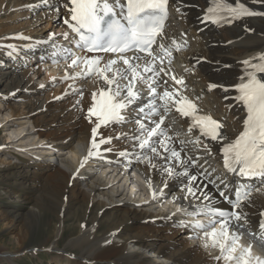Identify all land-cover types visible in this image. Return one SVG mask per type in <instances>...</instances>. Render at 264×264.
Instances as JSON below:
<instances>
[{"label":"bare ground","instance_id":"6f19581e","mask_svg":"<svg viewBox=\"0 0 264 264\" xmlns=\"http://www.w3.org/2000/svg\"><path fill=\"white\" fill-rule=\"evenodd\" d=\"M213 1L215 0H171L168 25L153 49L157 53L159 52V45H163L166 49L162 61L158 62L156 67L165 69L167 76L164 77L162 75V79L167 80V84L162 87L158 86L157 91L162 93L165 89L169 91L176 90L181 97L186 98L195 107V112H190L188 117L182 116L174 109L167 113L162 108L160 109L161 114L164 115V125L162 127L166 136L171 137L168 144L181 152V159L196 158L192 161L195 166L186 165L185 167L189 175L198 177L197 183L201 187L207 185L204 191L212 198L211 203L208 201L201 203L192 198L185 199V192L180 189L185 186L187 178L176 175L168 176L161 171L162 168L167 166L172 168L174 173L183 172L185 170L184 167H180L172 161H165L153 156L151 153L147 154L148 160L144 163L137 159V157L142 158L145 153L141 152L132 140V137L138 134L137 125L132 122V118L135 116L133 109L143 101H137L136 104L123 112V115L128 118L127 123L109 124L97 128L95 117L91 118V123L86 118L88 109L92 107V94L98 93L100 88L107 89V85L95 86L96 83L92 79H72V77L81 72L83 66L72 68L70 73L67 69L70 61L61 62L65 61V59H61L62 56H67L70 51L75 53L78 51V48L75 47L76 42L73 32L65 23L66 20H70L71 15L68 11L70 7L69 0L7 1V3L11 4H9L11 7L18 6L17 9L19 10H24L27 7L41 9L49 6V11L41 14L44 15L46 13L45 16H36L37 20H34L32 24L27 23L25 31L22 30L19 34L15 33L16 35L12 39H16V42L11 43L12 46L8 47L9 52L14 53L17 51L15 48L20 49L22 52L31 51V47H33L31 49L40 48L38 51L40 55H38L37 51H33L36 60L41 58L48 64L53 59H58L57 61L60 62L58 64L62 66L52 65L43 73H41L43 68L38 66L41 72H38L39 70L36 72L34 68H31V72L37 76L49 73L47 74L49 76L44 80H49L50 85H52L51 80L57 78L55 77L56 71L62 68V75L59 76L56 83L59 85L58 87L68 91L86 89L83 103L76 110V120L72 121L71 124H64L65 129L73 125L71 132H62L59 126L55 127L53 125V123H58L60 120H66L67 118L52 119L51 124L46 125V128L43 126L46 120L45 117L54 118L56 113L50 115V112L45 110L47 114L44 115V111H39L44 109V104L43 108L39 105L40 100L30 103L29 107L24 105L25 109L19 112H16L13 107L20 108L23 107V104L6 107V110H11L8 113L12 119L16 120L13 124L23 122L25 119L31 120L38 113L39 118L35 119L33 123L34 135L37 136L38 140L31 145L38 143L39 147L46 148L52 152L46 158H35L36 162L33 164L36 172L45 176V183L38 198H36L39 203L31 205L24 217L14 211L7 212L11 214L13 223L17 222L27 228L22 238L20 233H14L17 243L20 240L19 247L25 246L24 242L28 236V231L39 220L38 215H40L42 207L49 208L54 215L56 211L52 209L51 205L53 200H55V206L58 211L55 226H58L61 221V214L67 209V200H75L85 205L83 207L87 213V206L90 208V214L96 211L99 214L98 216H101L100 219H112L118 223L130 221L132 230L129 233L123 229L119 230L117 226L115 229L100 231L99 222L91 226L87 224L79 225L65 250L59 253L61 261H67L68 257L72 256V254L67 252V248L79 247L82 253L88 255V260L80 254L79 258L82 261L78 264H102L105 262L109 264H225L223 260L216 259L221 254L218 247L214 248L211 246V239L207 236L208 241L202 240L200 238L202 237L201 234L192 231L190 224L179 220L173 212H175L176 208L189 211L191 215L197 214L196 209L231 211V205L226 203L224 199H220L217 196V192L223 190L230 200H235L233 192L237 189L242 192L250 191L251 193L240 209L247 216V223L244 228L240 229L243 233L241 238L252 246H256L261 242L259 225L262 221L260 215L264 212V178L253 181H242L236 178L225 167L220 151L234 140L244 126L246 113L242 104L236 99V89L244 80L243 76L247 72L246 68L249 64H245V61H249L250 64L262 63L258 57L264 54V15L244 16L228 24L215 26L204 21L205 11L211 6ZM224 1L234 2L238 5L243 4L249 10L264 13V0H257L255 3L253 0ZM3 3H5V0H2V5ZM178 8L179 11L177 10ZM32 15L34 14H28V16ZM40 22H42L41 24L44 23V25L35 29V26L38 25L37 23ZM48 27L53 28L54 31L58 29L56 34L59 33V35L49 36L50 32L48 36H45L44 30ZM33 29L35 31H32ZM61 29L63 34L60 31ZM41 35L47 37L45 39L49 41L48 44L46 43L47 46L39 44L43 40ZM9 36L10 34L4 37L9 38ZM65 36H67V39H65ZM19 37L25 39L21 41L23 38ZM57 39L59 40L56 41ZM21 44L23 46H20ZM54 45L62 46L69 51L64 50L61 53L60 50L54 49L60 54L54 58V51H51ZM0 48H2L1 45ZM4 49L6 50L7 48ZM183 49L184 52H182ZM9 52L4 53L3 49H0V66L9 57L7 55ZM167 52H170L171 55H168ZM19 53L17 52L15 55ZM103 58L101 66L108 59H112L108 56H103ZM205 58L208 64L201 65L200 61ZM192 60L194 61L191 62ZM193 63L197 66L199 74L192 79L189 78L190 81H187V70ZM64 64L65 66H63ZM115 67L120 68L123 65L118 64ZM2 72H0V86L11 75L10 71L5 70V73ZM66 75H68V79H65ZM173 76L177 80H184L185 83L183 85L175 83L171 79ZM13 77L14 79L10 78V83L16 84V88H19V85H32L31 80L26 79V73H23L20 77L16 75H13ZM109 77H111V74H109ZM262 82H264V78ZM125 83L127 82L120 80L121 85ZM211 87H214L212 92H210ZM6 92L8 93L2 94L3 97H15L10 89H7ZM144 95L146 97V93ZM53 96H49L47 100L53 101ZM77 97H79V93ZM69 99L68 97L65 101L69 102ZM198 114L211 116L217 120L222 126L221 132L225 139L213 141L198 134L191 125L192 116ZM42 115L44 116L42 117ZM60 117H62V113ZM151 126L149 125V127ZM21 128L17 130L15 142L12 140L9 143H18L25 138L26 133H23L24 129L23 127ZM94 128H97L95 140L99 144L98 148L91 147ZM107 139H110L111 143L100 144L101 140ZM5 143V140L0 139V147H6ZM107 149H110V151H106ZM121 153H127V155L122 156ZM149 161L156 167H150ZM82 162L83 167H81ZM0 165L1 182L19 175L21 183H18V185L24 186V180H27V177L24 176V171L20 173L21 168L12 165V163L0 162ZM125 165L136 168L143 175L147 182L144 189L137 190L133 186L134 189L130 190L128 187L126 192L129 195H127L123 189L120 190L109 179H106V176L102 175L104 173L100 175L94 174L97 169L107 167L110 168V171H116L114 180H117L118 177L116 176L123 174ZM99 171L101 169L97 171L98 174ZM120 180H123L126 184L130 181L127 178ZM208 181H213V183H208ZM36 186L29 183V189H35ZM139 192L147 195L146 200L148 201L149 198V202L152 203L149 204L146 200L136 199L131 196ZM161 192L163 193L162 195ZM153 194L156 195L155 199ZM10 195L11 193L0 189V196L12 199L13 202L16 201L17 197H10ZM161 200H164L163 203H170L173 207L172 210L168 208L165 211V209H162L163 207L157 210V208L152 207L153 204ZM200 215L199 217L206 220V216ZM204 225L208 224L204 223ZM210 229L205 228L202 232H209ZM196 230L198 229L196 228ZM59 233L61 232L58 230L56 235ZM57 243L58 240L53 242L49 249L56 246ZM206 244L208 247H205ZM244 248V246L240 247L236 255H239ZM41 249L24 248L16 254L1 252L0 259H13L22 253L24 254V251L34 254V251L38 253L39 250L42 251ZM232 264H235V262H232ZM252 264H256L255 259H253Z\"/></svg>","mask_w":264,"mask_h":264},{"label":"snow or ice","instance_id":"6c2138e0","mask_svg":"<svg viewBox=\"0 0 264 264\" xmlns=\"http://www.w3.org/2000/svg\"><path fill=\"white\" fill-rule=\"evenodd\" d=\"M69 4L71 5L68 8L71 13L70 20H66L65 23L78 37L75 47L82 52L105 53L114 57L104 62L103 66L101 63L104 58L100 55L73 58L75 54L69 52L67 56L61 57V59L70 61L69 68L83 66L81 72L72 79H88L95 76L98 82L103 81L107 85V89L100 88L98 93L92 94V107L88 109L86 118L91 123V118L95 117L97 128L109 124L127 123L128 118L123 115V112L137 101H143L133 109L135 116L132 118V122L138 128V134L133 136L132 140L141 152L145 153L142 158L137 157V159L144 163L148 160L147 154L151 153L153 156L184 167L183 172L174 173L173 169L167 166L161 171L168 176L176 175L187 178L185 186L180 189L185 192V199L192 198L201 203L204 201L211 203L212 198L204 191L207 185L201 187L197 183L198 177L189 175L185 167L186 165L195 166L192 161L196 158L181 159V152L169 146L168 141L171 137L166 136L162 127L164 115L160 112L161 108L165 113L174 109L184 117H188L190 112H195L194 105L181 97L178 91L167 89L162 93L157 91L158 86L162 87L167 84V80L162 79V74L166 75L165 69L156 67L157 63L162 61L166 49L163 45H159L158 53L153 49L157 37L162 36V23L167 15L168 0H111V2L110 0H69ZM217 8L230 13L233 19L264 15L262 12L249 10L243 4L237 7L218 3ZM177 10L179 11V8ZM211 11L215 13L216 9ZM211 22L218 23L215 19ZM167 54L171 55L170 52ZM54 55L59 56L60 54L54 53ZM258 59L262 63L252 67L256 73L264 74V54ZM118 64H122L123 67H115ZM245 64H250V62L245 61ZM68 78L66 75L65 79ZM171 79L180 85L185 83L184 80H177L174 76ZM120 80L127 83L121 85ZM236 90L239 92L236 99L245 106L247 117L243 133L223 148L224 164L230 172L243 178H264V82L257 79L255 74L249 73ZM192 119L194 121L192 127H199L201 133L211 140L225 139L220 134L222 126L219 122L207 116L193 115ZM149 125L152 126L149 127ZM97 128L92 131V148L99 147L95 140ZM104 143H111V140L100 141V144ZM121 155H127V153H121ZM149 164L150 167H156L150 161ZM81 167H83V162ZM208 183H213V181H208ZM250 195V191L242 192L237 189L233 192L235 200H230L228 195L220 190L219 196L231 205V211L196 209L197 214L209 215L214 219L209 225L197 223L194 227L204 230L213 228L216 223H219V231L212 230L205 232V235L211 239L212 247L219 248L221 255L216 259L223 260L225 264H232V262L252 264L253 259L256 264H264V260L259 257H252L250 246L236 255V242L243 235L240 229L244 228L247 223V216L240 209ZM153 198H156L155 194ZM259 227L260 238L264 240V220L261 221ZM229 229L232 230L231 235ZM205 247L208 245L206 244Z\"/></svg>","mask_w":264,"mask_h":264},{"label":"rangeland","instance_id":"374dc122","mask_svg":"<svg viewBox=\"0 0 264 264\" xmlns=\"http://www.w3.org/2000/svg\"><path fill=\"white\" fill-rule=\"evenodd\" d=\"M7 1L8 0H5V3H3L2 5V0H0L1 10H2V13L0 14V39H2V41H0L2 42L0 43V45L2 46V48L0 49H3L4 53L9 52L8 47L12 46L11 43L16 42V39H12V37L16 35L15 33L19 34L21 33L22 30L25 31V27L27 26V23L32 24L34 20H37L36 16H45L46 13L44 15H41V14L43 12L49 11L48 10L49 6L45 8H41V9H37V8L33 9L31 7H27L24 10H19L17 9L18 6L11 7L10 6L11 4L7 3ZM228 3L233 4V5H238L234 2H228ZM30 13L34 15L28 16V14ZM42 22L37 23L38 25L35 26V29L42 27L44 25V23L41 24ZM57 30L54 31L53 28L48 27L44 30L45 31L44 34L45 36H48L49 33L51 32L49 36H54V34L59 35V33L56 34ZM32 31H35V30L33 29ZM8 34H10L9 38L4 37L5 35H8ZM41 37L43 36L41 35ZM24 39L25 38H23L21 41H23ZM42 39H43L42 41H44L45 39H47V37H43ZM58 40L59 39H57L56 41ZM44 45L46 46L47 44H44ZM20 46H23V45L21 44ZM4 48H7V49L5 50ZM31 48L30 50L32 52L31 51L22 52L20 49L15 48L17 51H15L14 53H11L10 51L9 54H7L9 57H7V60L1 64L2 66H0V72L3 71L2 73H5V70H6V71H10L11 73V75H9V77L2 84V86H0V139L5 140L6 142L5 143L6 147H0V162L12 163V165H16L18 168H21L20 173L24 171L25 172L24 176L27 177V180H24L25 183L23 187L19 186L20 184L18 185V183H21V178L19 177V175L17 177H12L6 180L5 182H1L0 180V189H3L11 193L10 197H17L16 201L13 202L12 199L10 200L6 197L0 196V253L10 252V253L16 254L18 253L19 250H23L24 248L25 249H41L42 248L41 249L42 251L39 250L38 253L34 251V254L31 252L24 251V254L22 253L13 259H4V258L0 259V264H51V263L53 264H67V263L78 264V263H81L82 261V259L79 258L80 254L83 255L82 256L83 258L88 260V255L85 253H82L79 247H75L73 249H70V248L66 249L68 253L72 254V256L68 257L67 261L66 260L61 261L60 260L61 255H59V253H61L62 250H65V248L69 244V241L74 237L77 226L83 225V224H87L88 226H91L92 224L99 222V225L101 228L100 231H105L107 229H115L118 226L119 230L123 229L124 231L130 233L132 230L131 229L132 224L130 221H124L123 223H118L112 219L111 220H106V218L100 219L101 216H98L99 214L96 211L95 212L93 211L91 214L89 213V210H90L89 206H87L88 207V213H87L83 207L85 205H83L79 201H75V200L68 201L67 200V209L65 210V212L62 211L63 213L61 214V221L58 226H55L56 215L58 211L55 206V200H53V204L51 205V207L52 209L56 211V213L53 215L51 213V210H49V208L42 207V209H40L42 211H40L39 213L40 215H38L39 220L36 221L37 223L35 222L33 227L30 228L28 231V234H27L28 236L24 242L25 246H22V247L18 246L20 240L17 243L14 233L15 232L17 234L20 233L21 238H22V235L25 234L27 228L17 222L13 223V221L11 220L12 219L11 214H8L7 212L14 211L16 213L21 214V216L24 217L27 211L31 208L30 207L31 205H35L39 203V200L36 201V198H38L39 193L41 192L42 187L45 183V178H44L45 176L37 173L33 164L34 162H36L35 158L37 159H41L42 157L46 158L47 155L48 156L51 155L52 152L51 150H48L46 148L39 147L38 143L35 145H31L32 143L38 140L37 136L34 135L35 130H34V124H33L35 119L39 118L38 113L35 114L37 116H35L31 120L25 119L23 122H18V123L13 124V122H15L16 120L12 119L11 115L8 113V111L10 112L11 110L10 109L6 110V107H10L11 105L20 106L23 104V107H20V108L13 107L16 110V112H19L20 110L25 109L24 105H27L29 107L30 103H33L35 100H37V102L40 100L39 105L43 108V104H44V109L39 110V111L41 112L44 111L43 113L44 115L47 114V112L45 113V110L50 112V115H54L56 113V116L54 118L45 117L46 118L45 123L44 125L43 124L42 125L46 128L47 127L46 125L51 124L52 119L60 120L61 118L62 119L67 118L66 120H60L58 123H53V125H55V127L59 126L60 131L62 132H71L73 129V125L71 127H66L65 129L64 124H71L72 121L76 120L77 107L83 103L84 92H86V89H82L80 91H68V90H62L60 87H58L59 85L56 83L59 79V76L62 75V70H63L62 68H59L56 71L57 76L55 75V77L57 78H54L53 80L50 79L52 81V85H50L49 80L48 81L44 80L46 79L47 76H49L47 75L49 73L47 74L44 73L42 75L40 74V76H37L33 72H31L32 71L31 68H34L36 72L38 70H39L38 72H41V69H38L39 68L38 66H41V68H43L41 73H43V71L50 68L52 65L60 63V62L56 63L55 62L57 61L56 59L53 60L52 62L53 64L52 63L47 64L41 58H38V60H36V58H34L35 53L33 51H37L38 53L40 48H34V49H31ZM56 48L57 47H55V49ZM57 49L61 50L62 53L64 52V49H60V48H57ZM51 51H54V50H51ZM17 52H20V53L18 55H15V53ZM54 53H57V52L54 51ZM20 55H22V57H20ZM38 55L40 54L38 53ZM53 57H56V56L54 55ZM65 61H61V62H65ZM193 61L194 60H192L191 62ZM203 64H208L206 61V58L204 60H201V65ZM67 69L69 72V68ZM196 69L198 70V68L195 67V65L194 66L191 65L188 68L187 75H186L187 81H190V79H192L193 77L198 76L199 70L197 71ZM193 70H194V73H193ZM23 73H26V76H27L26 79L31 80L32 85H25V86L19 85V88H16V84L10 83V81L11 79H14L13 75L20 77L23 75ZM94 77L95 76L88 78V79H92L96 83L95 86H99V85L106 86L103 83V81L98 82V78L95 77L96 78L95 79ZM7 89H10L13 92V94L15 95L14 98L2 96V94H7L8 92H10V91L6 92ZM210 91H213L212 87L210 88ZM78 93H79V97L76 98ZM52 95H54L53 96L54 100L48 101L47 98H49V96H52ZM68 97L70 98L69 102H66L65 100ZM74 98L76 99L73 101ZM61 113H62V117H60ZM44 115H42V117ZM21 127H23L24 130L22 132L23 133L25 132L26 136H24L25 138L23 140H20L22 142L19 141L18 143L17 142L14 143L15 138L17 136L16 133L18 132L17 130L22 129ZM12 140L14 142L9 143ZM100 169L101 171H99V174H98L97 171ZM109 169L110 168H107V167H104V168L101 167L97 169V171H95L94 174L100 175L101 173H104L102 175L106 176V179H109L110 182H112L115 187H118L120 190L123 189V191L127 195H129L128 192H126V186H124L123 180L116 182L118 179L114 180L115 172L113 170L110 171ZM29 183L35 184L37 186L35 187V189H29ZM131 196L135 197L136 199L140 198L142 200H146L147 195H144L143 192H139L138 194L136 195L133 194ZM163 201L161 200L160 202L153 204L152 207L157 208V210L163 207L162 209H165V211L167 210L168 207L171 208V205L169 203H163ZM147 203L149 204L152 203V202H149V198H148ZM174 215L179 220H183V221L185 220L188 222L194 221V219L191 218V214L183 209H181L179 213H174ZM258 218H259V215H258ZM9 227L11 228L9 229ZM191 227L194 230V225H191ZM58 230L61 233L56 235V232ZM56 240H58L57 245L49 249L50 245ZM191 240L193 241V239ZM102 264H109V263L105 262Z\"/></svg>","mask_w":264,"mask_h":264}]
</instances>
